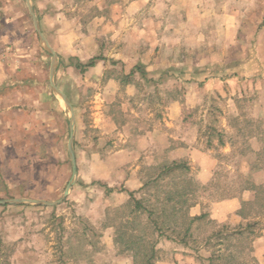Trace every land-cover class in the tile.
<instances>
[{
    "label": "rangeland",
    "instance_id": "1",
    "mask_svg": "<svg viewBox=\"0 0 264 264\" xmlns=\"http://www.w3.org/2000/svg\"><path fill=\"white\" fill-rule=\"evenodd\" d=\"M19 2L22 3V6ZM17 3L16 5L12 4L9 14L17 16L19 7H22L24 13H27L25 0H18ZM33 3L38 13L44 11L43 19L45 16L49 18L52 9L55 12H57L55 9H60L69 20L81 21L82 26L76 25L73 31L76 33L81 28L86 36L91 33L89 22L97 14L98 7L111 14V8L117 4L119 7H127L131 0H34ZM254 3L255 8L253 6L250 8L252 14L249 18H245L243 24L248 26L245 21L253 20L254 25L251 26L254 29L259 26V29H256V36H259V40L264 42V0H256ZM260 8L262 13L259 11ZM192 18L194 19V17ZM211 21V17H207L205 20V39L202 46L191 49V54L200 58L199 61L190 64L187 68L189 75L203 72L199 75L200 79L203 77L212 78L217 69L224 67L212 55L221 50L218 43L219 39H223V36L216 32H210L212 28H208L207 25H210ZM16 22L7 24L3 19L1 22V25L6 24L5 27L2 25V30H7L15 41L12 45V56L9 58L12 62V64L10 63L13 70L12 78L10 84L0 88V201L24 198L58 201L63 198L65 189L73 175L67 151L69 112L61 100L60 108L53 98L49 82L51 56L47 51L41 49L31 17L24 14L21 23ZM184 22H189V17L184 18ZM115 24L119 27V22ZM55 25L47 23L45 27L53 29L51 34L58 38L60 32L54 30ZM70 26L68 29L61 27L57 30L68 31L73 27ZM112 26L109 24L105 33L97 38L99 44L104 43V52L114 51L115 42L106 38L109 33H112L110 30ZM115 30L117 31V29ZM115 33L111 36L114 37ZM189 33L188 31V35ZM254 33L255 30L243 34L244 37H247ZM255 41L244 49L245 53L252 56L258 50L257 44H254ZM53 42L57 46L53 49L61 58L55 82L62 90L70 93L76 113L77 178L70 194L58 206H0V264H134L132 253L123 252L124 246L115 243L116 229L114 228V232L105 234L106 223H108L107 215L109 212L119 209L109 205H115L121 201L116 198L115 194L123 190V185H121V179L117 177L118 174L114 173L121 162L112 160L109 169L112 170L113 177L110 176L108 180L101 181L96 178L103 167L100 168L99 161L93 160L92 156L94 155L85 154L94 143L104 145L103 140L106 141V138L103 139L99 130L94 126L99 122L100 105L103 104L101 100L104 101L106 107L109 100V97L107 98L103 94L107 75L105 71L104 75L91 74L89 70V72L82 73L76 68L78 62L73 58L82 61L84 59L83 63L90 61L92 54L89 49L84 48L86 43H84V47L76 49L75 52V49L71 47L72 42L60 41V39H55ZM0 48L2 49V47ZM222 50L226 58L235 52L243 53V49L237 47H226ZM73 53H78L80 56H75ZM81 57L83 58L81 59ZM144 67L147 65L145 64ZM168 69L171 70V73L176 72L174 69ZM25 79H27V83H23ZM169 82L173 83L175 79L166 81V83L161 82V84L167 85ZM174 87L171 84L168 86L170 89L168 93L164 94L162 91V95L158 94L153 98L146 96L147 94L140 97L137 101V108L141 109L140 116H146L149 114L148 111L154 113L156 117L165 113V105L171 99L177 98ZM211 91L213 90H210L209 95L204 96L203 100L201 99V105L204 106L201 111L194 112L191 109H185V114L190 116L194 123L202 121L204 125L205 123L208 125L211 120L212 130L206 126L203 133L207 131L214 141H219L218 145L214 147L215 157L219 160L215 181L207 191L202 192L201 196L207 201L230 195L238 196L246 189L249 190L247 181H252V174L255 171L253 169L264 168V153L255 155L254 149H257V146L252 148V144L249 143V139L253 135L261 139L264 136L263 130L251 125L249 129H244L245 131L243 129L240 132L239 129H236L237 132L227 131L222 128L218 113L211 112L212 118H208L206 108L211 106L220 109L227 105V100H213ZM143 99L148 100L147 103L144 102V105H148L147 109L140 106ZM248 107L249 109L253 108L255 104L252 103ZM244 114L256 119H259L261 115L258 110H250ZM247 137L250 138L246 139ZM227 144L232 147V153L228 150L225 152L228 148ZM263 147L262 145L261 149ZM206 148L208 147L206 146ZM101 156L102 159H105L115 155ZM145 167L142 165L141 170L144 171ZM190 177L195 179L191 174ZM141 178L146 179L147 176L143 174ZM166 182H163L162 185H165ZM151 193L139 190L135 197L137 199L149 198ZM130 210V208L123 210L126 216L123 220L120 218V223L127 222ZM136 217L135 215L130 216V221L135 220ZM146 220V216H139L135 221L137 224L129 222L130 228L126 231L133 235L139 233L131 228L137 226L138 223H145ZM263 225L260 221V224L256 226L254 229L256 235L261 233ZM233 229L231 226L217 225L207 221L194 224L193 236L189 242L193 251L198 252L196 254L200 264H206L207 259L204 258V255L207 252L212 254L211 264H230L227 258L233 251L230 252L232 248H229L228 245H233L237 240L223 239L221 241L217 233L223 231V237H226L227 233L232 232ZM168 235L171 236V233ZM148 238L150 240L157 239L154 236H148ZM253 238L249 239L248 243L244 242V250L239 261L257 264L251 254ZM158 240L160 241V238ZM166 251L161 249L159 256L165 259ZM179 262L177 261L176 264Z\"/></svg>",
    "mask_w": 264,
    "mask_h": 264
},
{
    "label": "crops",
    "instance_id": "2",
    "mask_svg": "<svg viewBox=\"0 0 264 264\" xmlns=\"http://www.w3.org/2000/svg\"><path fill=\"white\" fill-rule=\"evenodd\" d=\"M254 1L256 0H131L127 7H119L117 4L111 8V14L98 7L97 14L89 22L91 33L86 36L81 28L76 33L73 31L76 25L82 26L81 21L69 20L60 9H55L57 12L52 9L49 18L45 16L44 20L42 18L44 11L38 13L34 6L42 33L52 48L57 47L53 42L55 39L72 42L71 47L75 49V52L76 49L84 47V43H86L84 48L89 49L92 54L90 61L97 57L101 58L94 67L87 69L84 73L90 71L91 74L104 75L105 71L107 75L103 94L105 97H109V100L107 107L101 100L103 104L100 105L99 122L94 126L99 130L101 137L106 138V141L103 140L104 145L94 143L85 154L94 155L92 156L93 160L99 161L100 168L103 167L96 178L101 181L108 180L110 176L113 177L112 170L109 169L112 160L121 162L114 172L118 174L117 177L121 179V185H123V190L115 194L116 198L121 201L109 206L127 207L131 200L130 193L136 195V192L142 189L150 176L158 174L156 168H161V166L172 162H187L191 169L190 174L195 178L198 186L194 203L188 211L191 218L207 215L205 221L231 226L234 229L240 225L246 226L248 223L257 222L260 224L261 221L264 224V216H261L264 214L245 218L240 214L244 203L255 200L256 193L253 190H246L238 196L232 195L212 201L201 198L202 192L207 191L215 181L219 160L215 157L214 147L218 145L219 141H214L207 131L203 133L206 126L212 130L211 120L208 125L207 123L204 125L202 121L194 123L190 116L185 114V109H191L194 112L201 111L204 107L201 105V101L205 98L204 96L209 95L210 90H213L211 91L213 100H227V105L220 109L211 106L206 108L208 118H212L213 112L218 113L220 124L227 131L237 132L238 129L239 132L242 129L245 131L244 129H249L252 125L255 128H261L264 132V42L259 40V36H256V29H259V26L254 29L251 26L254 25L253 20L245 21L248 26L243 24L245 18H249L252 14L250 8L252 6L255 8ZM17 2L18 0H0V47H2V49L0 48V88L10 84L12 78L13 70L10 65L12 62L9 58L12 56V45L15 41L7 30H2V25L5 27L6 22L10 24L14 21L20 24L25 14L31 17L37 35L26 0L27 13H24L22 7H19L17 16L9 14L10 7L12 4H18ZM19 4L22 6V3L19 2ZM259 11L262 13L261 8ZM187 17H189V22L186 23L184 18ZM207 17H211L212 20L211 24L207 25L208 28H212L210 32H216L223 36V39H219L218 43L221 50L212 55L224 67L217 69L212 78L203 77L200 79L199 75L203 72L189 75L187 68L200 59L196 58L195 54H191V49L202 46L205 39L204 24ZM2 19L5 23L1 25ZM116 22H119V27L116 26ZM47 23L48 25L56 24L54 30L60 32V37L56 38L57 36L54 37L51 34L53 29H47L45 27ZM109 24L113 25L110 29L112 33H109L106 38L115 42L114 51L111 53L104 52V43L99 44L97 41V38L109 28ZM68 26L73 27L64 32L57 30L61 27L68 29ZM254 30V34L244 37L245 33L254 32ZM113 32H116L114 37L111 36L114 34ZM254 40H256L254 44H257L258 50L251 56L245 53L244 49L251 46ZM40 46L43 49L41 43ZM226 47L243 49V53L235 52L226 58L222 50ZM141 49L143 50L141 51ZM73 54L80 56L78 53ZM49 55L51 56V54ZM58 59L60 65L59 55ZM73 60L82 64L90 62L83 63L84 59L82 61L76 58ZM51 62L52 56L50 69ZM145 64L147 67H144ZM168 68L174 69L176 72L171 73ZM171 79H175V82H169L167 85L161 84V82L166 83ZM25 82L27 83V79L23 80V83ZM171 84L175 86L174 93L177 98L171 99L165 105V113L156 117L154 113L148 111L149 114L141 117V109L137 108L138 99L146 94L153 98L158 94L162 95V91L166 94L169 92L170 87L168 88V86ZM57 86L59 87L58 84ZM147 87L148 89L145 90ZM62 91L73 106L70 93L66 90ZM52 93L55 102L61 108V99L55 95L53 90ZM143 100L140 106L147 109L148 105H144V102L148 100ZM252 103L255 104V107L249 109L248 106ZM250 110H258L261 113L260 118L254 117V119L248 114H244ZM204 122H206L205 119ZM76 130L77 119L75 155H77ZM249 143L252 144V148L257 146V149H254L255 155L264 153V147L261 149L262 145L264 146V136L259 139L253 135L249 139ZM227 147L225 152L228 150L232 153V147L228 144ZM101 155L115 156L102 159ZM142 165L146 166L144 171L141 170ZM143 174L147 176L146 179L141 178ZM252 177L254 185H264V168L255 170ZM110 232H114V228L107 227L105 234ZM171 236L164 235L160 238L157 246L159 255L161 249L169 252L166 251L165 259L160 256L156 264H176L177 261H180L179 264L201 263L196 254L198 252L193 251L190 242L179 243ZM253 239L251 250L253 260H256L257 264H264V225L261 233ZM205 254L206 264H211L212 254L209 252ZM241 264H247V262L243 261Z\"/></svg>",
    "mask_w": 264,
    "mask_h": 264
},
{
    "label": "trees",
    "instance_id": "3",
    "mask_svg": "<svg viewBox=\"0 0 264 264\" xmlns=\"http://www.w3.org/2000/svg\"><path fill=\"white\" fill-rule=\"evenodd\" d=\"M100 59V57L94 58L87 64L78 63L76 68L84 73L87 69L94 67ZM159 168L156 170L159 171ZM190 172L191 169L187 162H172L161 166L160 172L150 176L140 190L141 192H152L149 198L137 199L135 193H130L131 200L127 207L115 209L107 215L106 227L116 229L115 243L124 246L123 252L132 253L134 264H156L160 259L157 248L158 238L171 233V238H174L176 242L187 244L192 237L194 224L207 219V215L198 218L189 216L188 211L194 203L193 200L198 187L197 182L190 177ZM163 182L166 184L162 185ZM247 187L249 190H253L256 196L254 201L243 204L240 211L241 216L245 218L251 215L264 214V185L256 186L252 181H247ZM126 208L131 209L127 222L122 221L120 223V218L123 220L126 216L123 212ZM132 215L137 216V220L139 216H146L147 219L145 223H138L137 226L131 228L135 232H139L138 235L126 231L130 228L129 222L137 224L136 219L130 221ZM257 225V222L248 223L246 226L240 225L232 232H228L226 237H223V231L217 233L221 241L223 239L237 240L233 245H228L229 248H232L230 252L233 251L228 255V263H242L239 261L241 259L239 257L244 250V242L248 243L249 239L256 235L254 229ZM148 236H154L157 239L150 240ZM211 261L213 260L211 259Z\"/></svg>",
    "mask_w": 264,
    "mask_h": 264
},
{
    "label": "water",
    "instance_id": "4",
    "mask_svg": "<svg viewBox=\"0 0 264 264\" xmlns=\"http://www.w3.org/2000/svg\"><path fill=\"white\" fill-rule=\"evenodd\" d=\"M27 5L29 8V11L32 15L35 29L37 32V35L39 37L40 43L45 51H47L52 56V62H51V69H50V83L51 88L56 96H58L62 102L64 103L65 107L67 108L69 112V131H70V137L68 141V153L69 158L73 170L72 178L67 185L64 196L62 199L58 201H45V200H33V199H11V200H3L0 201V205H32V206H39V207H55L64 202L66 197L70 194V191L72 187L74 186L77 178V161H76V155H75V129H76V118L75 113L72 104L70 103L68 97L65 95V93L57 86L55 82V75L57 72V68L59 65V59L58 54L56 51L51 47L48 40L42 33L40 22L35 14V8L33 0H26Z\"/></svg>",
    "mask_w": 264,
    "mask_h": 264
}]
</instances>
